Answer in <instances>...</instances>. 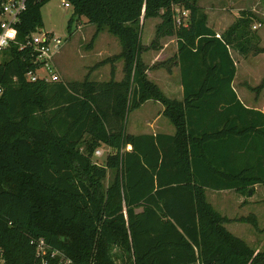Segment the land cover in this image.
Returning a JSON list of instances; mask_svg holds the SVG:
<instances>
[{
  "label": "trees",
  "instance_id": "obj_1",
  "mask_svg": "<svg viewBox=\"0 0 264 264\" xmlns=\"http://www.w3.org/2000/svg\"><path fill=\"white\" fill-rule=\"evenodd\" d=\"M48 1L26 0L0 62L5 264H36L39 238L75 264H264V250L231 233L229 219L205 194L207 186L247 189L205 145L234 134L264 137V114L245 107L231 85V48L243 56L252 48L264 53L250 31L253 14L243 11L217 37L199 0H65L95 25L94 36L107 29L119 40L120 53L102 62L122 59L123 76L115 80L112 66L108 80L30 81L26 72L35 67V54L18 43L42 27ZM175 8L188 10L185 24L176 23ZM142 15L161 19L150 46L162 36L177 38L182 100L168 98L147 78L140 59ZM148 99L165 106L173 135L126 132L127 112ZM102 145L110 151L97 164L92 157ZM109 172L112 181L103 190ZM238 220L257 225L254 215Z\"/></svg>",
  "mask_w": 264,
  "mask_h": 264
},
{
  "label": "rangeland",
  "instance_id": "obj_2",
  "mask_svg": "<svg viewBox=\"0 0 264 264\" xmlns=\"http://www.w3.org/2000/svg\"><path fill=\"white\" fill-rule=\"evenodd\" d=\"M64 0H50L41 9L43 25L38 32H52L54 37L62 40L60 49L54 56L55 67L63 81L83 80L88 76L90 80H108L111 71L108 72L104 65L98 66L102 58L117 55L121 51L119 40L104 29L97 33L94 24L87 21L84 16L74 14L71 7L63 5ZM198 5L207 13L208 24L218 31L219 35L229 29L242 15L243 11L253 14L250 31L259 37L258 46L264 47V2L263 0H199ZM144 25L141 29V42H147L148 35L154 34L156 22L159 17L141 18ZM159 23V22H158ZM253 25L257 28H253ZM252 48L246 55H240L231 48L230 53L236 65L234 83L246 85L248 92L253 95L264 86V53H253ZM104 52V53H101ZM106 56V57H105ZM122 61V59L118 60ZM123 69V67H122ZM105 70V71H104ZM64 74H61V72ZM123 72V70H122ZM115 78V72H114ZM118 78V77H117ZM260 85V86H259ZM252 86H255L254 88ZM253 88V89H252ZM260 90H257V89ZM136 112H132L131 116ZM103 146V145H102ZM101 149V148H100ZM102 150V149H101ZM101 156L93 155L92 159L97 164H103L106 151L102 150ZM112 172L102 180L101 187L104 190L112 181ZM223 204V203H221ZM239 206L227 205L222 208L226 214L241 215ZM243 208H245L243 206ZM242 208V209H243ZM259 208L264 211V202ZM244 210V209H243ZM221 211V212H222ZM262 211V212H263ZM222 214H224L222 212ZM252 216V214H247ZM247 222H234L227 224L230 231L247 242L257 251L264 250V228H255ZM254 226V225H253ZM62 232L61 234H64ZM68 240V238H67Z\"/></svg>",
  "mask_w": 264,
  "mask_h": 264
},
{
  "label": "crops",
  "instance_id": "obj_3",
  "mask_svg": "<svg viewBox=\"0 0 264 264\" xmlns=\"http://www.w3.org/2000/svg\"><path fill=\"white\" fill-rule=\"evenodd\" d=\"M158 22H160V20L156 23ZM141 24L142 26L144 25L142 20ZM213 29L217 33L218 37V31H216L215 28ZM154 38L155 28L154 34L148 35L147 42H141L145 49L141 52L140 59L147 66V78L157 84L164 95L168 98L182 100L183 86L178 61L177 38L173 35L162 36L155 44L150 46ZM104 59L102 58L99 62H97V65H104V68L108 69L106 70L108 72L111 71L113 66L115 80H120L123 76V61H115L114 64H112L103 63L102 61ZM57 70L59 69L57 68ZM61 74L63 77H66L62 72ZM234 82L235 81L233 79L231 85L239 101L245 107L260 111L264 114V86H262L261 90L259 88L257 89L260 91H255V93L251 95V92L249 93L247 90V88H250L249 86L246 87V85H236ZM252 87L254 88L255 86ZM236 108L237 107L235 106V109ZM164 110L165 106L160 101L148 99L142 102L139 106L132 108L127 112L125 126L126 132L134 135H173L176 129L170 122L169 118L164 114ZM238 111L241 115V108H238ZM132 112L136 113L131 116ZM249 116L252 119L262 120L257 113H250ZM197 118L198 117L195 119ZM255 134L256 133H251L249 135L234 134L231 138H225V140L221 142H210L205 145L210 153H219L218 160L222 162L221 168L225 167L227 171L233 173L236 176V178H234L235 181L247 185L245 193L239 192L235 188L213 189L205 186L207 200L217 211L221 214L223 212L224 214L222 215L229 219V221L225 223L227 229V224L243 222L238 219L245 217L247 214H252L256 217L257 225L255 227L250 224L252 227L260 228L259 226H261V228H264V211L259 208L260 204L264 202V181L252 179L260 177H263L264 179V137ZM99 148L106 152L108 151V148L104 145ZM126 149L130 150L131 145L128 144ZM202 173L204 176L208 175L205 170H203ZM224 178L228 181L232 180L231 175H227ZM229 204L231 207H241L240 209L242 210V214L239 216L237 214H226L224 210L222 211V208ZM243 206L245 208H243ZM230 232L234 234V232Z\"/></svg>",
  "mask_w": 264,
  "mask_h": 264
},
{
  "label": "built area",
  "instance_id": "obj_4",
  "mask_svg": "<svg viewBox=\"0 0 264 264\" xmlns=\"http://www.w3.org/2000/svg\"><path fill=\"white\" fill-rule=\"evenodd\" d=\"M20 4L24 7L21 9ZM65 7H70L69 3L65 0L63 1ZM26 0H0V25H7V27L13 28L14 24L19 20V16L22 11L25 10ZM7 9H15L14 13L8 11ZM176 16L175 21L179 24H185L184 19L188 16V10L175 8ZM15 21V22H14ZM253 28L257 26L253 25ZM6 31V28L0 27V34ZM219 36V35H218ZM13 39L8 40L6 45H0V62L2 61L3 51L10 45ZM62 40L59 37H54L51 32H35L33 33L27 41L24 43H18L20 48L31 47L33 53L35 54L34 63L35 67L29 69L26 72V77L30 81H63L57 68L54 64V56L60 49ZM2 89L0 88V93ZM110 151L108 148L107 153ZM95 156H101L103 151L98 148L95 150ZM36 254L39 261L36 264H51V260H56L57 264H75L66 253L56 247H52L43 238H39L35 242ZM0 264H5V260L0 255Z\"/></svg>",
  "mask_w": 264,
  "mask_h": 264
},
{
  "label": "clouds",
  "instance_id": "obj_5",
  "mask_svg": "<svg viewBox=\"0 0 264 264\" xmlns=\"http://www.w3.org/2000/svg\"><path fill=\"white\" fill-rule=\"evenodd\" d=\"M24 6L20 4V8L22 9ZM8 11L14 13L15 9H7ZM15 22V21H14ZM0 27L6 28L2 34H0V45H6L8 40L14 39L17 31L14 28L7 27V25H0Z\"/></svg>",
  "mask_w": 264,
  "mask_h": 264
},
{
  "label": "water",
  "instance_id": "obj_6",
  "mask_svg": "<svg viewBox=\"0 0 264 264\" xmlns=\"http://www.w3.org/2000/svg\"><path fill=\"white\" fill-rule=\"evenodd\" d=\"M142 18H143V15H142Z\"/></svg>",
  "mask_w": 264,
  "mask_h": 264
}]
</instances>
